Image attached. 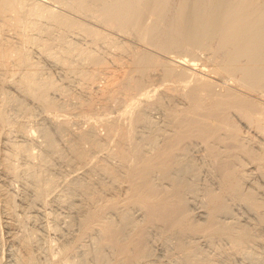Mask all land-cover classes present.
I'll use <instances>...</instances> for the list:
<instances>
[{
    "label": "bare ground",
    "instance_id": "bare-ground-1",
    "mask_svg": "<svg viewBox=\"0 0 264 264\" xmlns=\"http://www.w3.org/2000/svg\"><path fill=\"white\" fill-rule=\"evenodd\" d=\"M44 1L0 0V227L10 264H90L91 239L111 249V264H264V0H49L60 13ZM35 21L48 37L57 31L58 47L41 33L36 48L77 79L72 94L24 53ZM149 100L164 120L151 151L156 136L143 146L136 134ZM4 105L33 113L26 127L38 142L22 125L8 139ZM193 146L216 185L196 190L205 201L195 210L186 200L200 170ZM55 191L66 206L57 262L41 259L38 222L26 230L18 218L42 213ZM231 203L252 221L234 218ZM171 239L178 257L156 262L150 245Z\"/></svg>",
    "mask_w": 264,
    "mask_h": 264
},
{
    "label": "rangeland",
    "instance_id": "rangeland-1",
    "mask_svg": "<svg viewBox=\"0 0 264 264\" xmlns=\"http://www.w3.org/2000/svg\"><path fill=\"white\" fill-rule=\"evenodd\" d=\"M49 0H45L44 2L46 3H44L45 5H47V6H49V7H52L53 9H54V12H57V13H60V12H62L63 11V9H60V8H62V7H59L58 5H53L52 6V4H51V2L49 1ZM55 7V8H54ZM57 8V9H56ZM33 21V20H32ZM34 24H36V26H34V24H32L34 27L32 28H29V32H28V30L26 31V33L25 34H27L29 37L30 36H32V35H34V36H32V38H33V40L35 39V42H37V43H35L34 41H33V44H34V46H35V49L33 48L34 46H24V49H26V50H23L24 51V53L26 54V53H28L29 52V50L28 49H30V53L32 54H26L27 55V57L29 58V59H31L32 57V60H31V62H38V61H40V62H38V64H40L39 66H42L44 69L42 70L43 71V74H45V76L44 75H41L40 77H42V78H44V77H46V75H48V77L49 76H51L50 78H52V81L54 80V82L53 83H55L56 82V84H58V85H61L62 83V85L61 86H63V87H65L66 89H65V91H67L68 90V87H69V90L67 91V92H69V93H67V94H72L73 93V91L76 89V84H77V79L75 78L74 79V77L73 76H69V81L66 79V77H65V75H64V72L58 67V66H56V65H54V64H52V63H48V62H44L43 61V59L41 58V56H39V55H41V53L39 54V51H37L38 49V45H40L41 44V42L43 41V42H45V41H48V40H51V43L50 44H54V48H55V46L56 47H58L57 46V42L55 41L56 40V34L58 35V33H57V31H56V33H55V31L53 32V33H55V34H51L49 37L44 33V32H41L42 30H39L40 29V26H41V28L43 27V28H45V26L47 25V24H45V22H44V24H43V22L41 21V22H39V25H38V22H33ZM42 24V25H41ZM37 25L39 26V28L37 27ZM45 25V26H44ZM38 29H37V28ZM35 28L37 29V31H35ZM39 30V31H38ZM33 32V34H32V32ZM35 32H38L37 34L35 33ZM29 33L30 34H32V35H29ZM35 33V34H34ZM43 34V36H42V34ZM39 34V35H38ZM40 34H41V36H42V40H41V36H40ZM27 35H25L26 37H27ZM45 35V36H44ZM54 35V36H53ZM37 36V37H36ZM54 38H52V37ZM24 37V36H23ZM34 37H36V38H34ZM46 37H48V38H46ZM69 37H71V36H69ZM69 37H67L68 38V40L67 41H69L70 42V40L72 39V37L71 38H69ZM37 38H40L39 39V41H38V39ZM47 39V40H45V39ZM51 38V39H50ZM40 40H41V42H40ZM53 40V41H52ZM38 42H40V43H38ZM55 42H56V44H55ZM83 43H85V41L83 40L82 41ZM81 42V43H82ZM124 42V41H123ZM126 42V41H125ZM83 46V45H82ZM31 47V48H30ZM37 47V48H36ZM53 47V46H52ZM84 47V46H83ZM53 48V49H54ZM34 49V50H33ZM28 50V51H27ZM36 50V51H35ZM196 51V50H195ZM198 51V50H197ZM196 51V52H197ZM199 55H198V57L199 58H201V60H202V56H203V53H201L200 51H198L197 52ZM28 55H30V56H28ZM38 56V57H37ZM201 56V57H200ZM34 60V61H33ZM43 62V63H42ZM45 66V67H44ZM55 66V67H54ZM42 67H40L41 69H42ZM112 74V76L114 77L115 76V74H116V77H118L119 76V73L120 72H116L115 71V74H114V72H111ZM118 73V74H117ZM44 76V77H43ZM62 77V78H61ZM115 77V78H116ZM74 82H73V81ZM63 81H65V82H63ZM70 82V84H68V82ZM71 83H72V85H71ZM107 82L103 79V78H100L99 79V81H98V85H99V88H103L104 86H106L105 84H106ZM66 85V86H65ZM69 85V86H68ZM73 86V87H72ZM72 88V90H70L71 88ZM260 95H263V94H260ZM64 97V95L62 96V101H64V100H66L65 98H63ZM151 103V101L149 100V101H147V103H145V104H148V103ZM149 103V105L147 106V108L146 109H148L147 111H146V109H145V113H144V115H145V120H144V122H143V124L142 125H140L139 127H138V130H136L137 131V135H138V138H139V142L142 144L143 142V146H145V145H147V144H145L146 142L145 141H147L146 140V138L148 139V137H150L151 135L152 136H156V142L151 146H149V144L147 145V146H145L144 148H146L147 150H149V151H151V150H153L157 145H159L160 144V142H161V137H160V139H159V135H161L160 133L162 132V130H164V120H163V112L160 110V109H158L157 107H155L154 108V106H152V104H150ZM6 106H8V105H4V111L6 112L5 114H7L6 115V118H7V121L9 120V119H11V120H9L8 122H7V128L5 127L4 129H7V130H9L8 128H10L11 130H9L10 132H12L11 133V135L9 136V134H10V132H9V134H8V139L10 138V139H13V140H15V138H14V132H13V130H14V128L13 127H15L16 128V126L17 125H22V127H25V129L26 130H29L30 131V128H35V122H34V115H33V113L32 112H28V113H17V112H13L12 110H10L11 108L8 106V107H6ZM151 106H152V108H151ZM8 108V110L6 109V108ZM148 107H150V108H148ZM10 111V112H8V113H10V114H8L7 113V111ZM12 111V112H11ZM30 113H31V115H30ZM15 114V115H14ZM22 114V115H21ZM28 117H27V116ZM29 115H30V117H29ZM33 115V116H32ZM26 117V118H25ZM9 118V119H8ZM14 118H16V119H14ZM24 118H25V120H24ZM33 118V119H32ZM163 120V121H162ZM13 121V122H12ZM148 121V122H147ZM150 122V123H149ZM17 123V124H16ZM23 123V124H22ZM25 123V124H24ZM34 124V125H33ZM237 124L239 125H241V123L239 122V121H237ZM10 125V126H9ZM25 125V126H24ZM150 125V126H149ZM239 125V126H240ZM26 126H29V127H26ZM32 126V127H31ZM34 126V127H33ZM163 126V127H162ZM242 126V125H241ZM240 126V127H241ZM155 127V128H154ZM151 129H152V131H151ZM153 129H154V131H153ZM157 130V131H156ZM160 132H159V131ZM32 134H33V136H31L32 137V139H33V141H37L38 142V140H40V138L37 136L36 137V140H35V137L34 136H36V135H38L36 132H35V129L33 130V132H32V130L30 131ZM157 132V133H156ZM159 132V133H158ZM154 133H156V134H154ZM31 134V135H32ZM36 134V135H35ZM136 135V136H137ZM141 136V137H140ZM38 138V139H37ZM145 138V139H144ZM141 139V140H140ZM159 139V140H158ZM13 140H10L11 142H13ZM40 142V141H39ZM148 146H149V148H151V149H149L148 148ZM152 147H154V148H152ZM197 147V148H196ZM193 148H196L197 149V151H199L200 149H199V146H193L192 147V149L190 150V157H191V159H193V161H194V163L196 164V166L200 169L199 170V172H198V174H197V177H196V179L193 181V183H195V185H193V187L195 186V191L192 189V192H195V193H192V192H186V194H187V197H186V194H185V197H186V200H187V207L189 206L190 208H188V209H191V210H195V209H200L202 206H203V203H204V201H205V193H202V194H204V195H202L201 194V192H203L204 191V186L206 185V186H208L209 184V186L208 187H211V183L213 182V180L210 178V175H211V173H210V170H208V169H210L209 168V161H207V160H205V161H203L202 159H201V156H199L200 154H199V152H197L196 151V149H193ZM35 150V151H34ZM33 150V152H37V149H34ZM194 150V151H193ZM192 151V152H191ZM197 152V153H196ZM194 156H196V157H194ZM197 160V161H196ZM200 161H201V163H200ZM207 161V162H206ZM205 164V166H204V164ZM206 163H208L207 165H206ZM202 166H203V168H202ZM208 167V168H207ZM207 171L209 172V174L207 173ZM207 173V174H206ZM154 178V181L155 182H157V184H159V183H161V184H163L161 181H160V179L158 178V176L156 175H154L153 176ZM157 179H159V183H158V180ZM208 179V180H207ZM200 180V181H199ZM211 181V182H210ZM259 181V180H258ZM209 182V183H208ZM206 183V184H205ZM261 182H259V184H260ZM208 184V185H207ZM160 185V184H159ZM165 187L167 186L166 185V183L164 182V184H163ZM163 185H161V186H163ZM212 187L211 188H215L216 187V185L214 184V183H212ZM163 186V187H164ZM202 186H203V188H202ZM14 187V188H13ZM18 187H19V185L15 182V183H13V185H12V190H13V194H15V195H18L19 193H20V190L18 189ZM199 188V189H198ZM16 191H15V190ZM216 189V188H215ZM18 190H19V193H18ZM196 190H198V191H200V190H203V191H201V192H198L197 193V191ZM15 192V193H14ZM18 193V194H17ZM193 194V195H192ZM48 196V195H47ZM201 197V198H200ZM203 203H202V202ZM202 203V204H201ZM65 201H64V199H63V197H62V195H61V193H59L58 191H55V192H52V193H50V195L48 196V197H46V199H45V201H44V204H43V207H42V213H38V214H35L34 215V213L33 212H28V211H26V213H21V212H18V214H19V216H18V218L20 217V219L19 220H21V221H23L24 223V227H26L25 229L26 230H30V228L32 227L31 226V224L33 223V222H35L36 221V224H37V222H38V224H39V226L38 227H40L44 232H43V236H42V238L40 239V240H37V243L39 244V246L41 247V248H39V250H40V253H41V259H43V258H45V259H47V255H51V254H53V256H54V258L53 259H56L55 260V262H57V260H58V258L60 259L61 257H62V249L61 248H63V246H61V245H64V243H62L63 242V235H65L66 234V221H65V217L64 216H62V215H64V210H66L65 209ZM234 204V203H233ZM232 203H231V206H230V208H231V215H233V217H234V215H235V217L234 218H237L236 216H238V218L239 219H250L251 218V221H252V219H253V216L242 206V205H239V204H237V203H235L234 205H233ZM55 209V210H54ZM64 209V210H63ZM60 212V213H59ZM29 215H28V214ZM25 215V216H24ZM31 216H33V218L31 217ZM37 216V218H35ZM40 216V217H39ZM251 216V217H250ZM25 217H28L29 218V222H28V218H25ZM55 217V218H54ZM62 217H64V218H62ZM223 217V216H222ZM250 217V218H249ZM21 218H23V219H21ZM26 219V220H25ZM32 219H34L33 220V222H32ZM223 219H225L224 217H223ZM31 220V221H30ZM27 221V222H26ZM43 225V226H42ZM29 227V228H28ZM28 228V229H27ZM46 228V229H45ZM46 230V231H45ZM65 231V232H64ZM2 232V233H1ZM65 233V234H64ZM5 231H4V229L3 228H1L0 227V247H1V249H0V260H1V262H0V264H10V262L8 261V256H7V254H5L6 253V250H7V245L5 244ZM151 235H153V234H151ZM155 235V234H154ZM62 237V238H61ZM94 237V236H93ZM92 237V238H93ZM151 237H154V236H151ZM262 239H261V238ZM95 238V237H94ZM96 238H97V236H96ZM259 239H261V240H264V231H261L260 232V234H259ZM95 241H98L97 239H95ZM169 242L167 243V241H162V242H158V241H155V242H153L150 246H151V251H152V258L156 261V262H159V263H161V262H163L164 261V257H165V255L167 256H169V257H171L172 256V259L175 257V258H177L178 257V254H177V252H176V250L174 251V249H172L173 247H172V245H173V243H174V241L171 239V240H168ZM170 241H173V242H170ZM4 242V243H3ZM61 243V244H60ZM155 243V244H154ZM166 243V244H165ZM172 243V244H171ZM221 243H223V242H220V243H218V247H223V246H225V245H223L222 246V244ZM224 243H225V241H224ZM223 243V244H224ZM96 244H97V246H96ZM99 244V242H94V239H91V240H89V241H87L86 242V249H89L88 251H89V254H91L89 257H91L90 258V262L91 263H93V264H111L113 261H114V259H113V254H112V251H111V249H108V247H105V248H103V250H102V248H100V244ZM171 244V245H170ZM220 244H221V246H220ZM202 246H200V247H202L204 250H206V246L204 245V243H202L201 244ZM50 246V247H49ZM204 246V247H203ZM172 247V248H171ZM254 247V246H253ZM261 247V248H260ZM59 248V249H58ZM201 248V249H202ZM257 249H258V251H259V253H257V254H259V255H264V246H262V245H257V247H256ZM46 249V250H45ZM100 249V250H99ZM172 249V250H171ZM2 250V251H1ZM91 251V252H90ZM103 251V252H102ZM105 251V252H104ZM166 251V252H165ZM207 251H208V249H207ZM211 250H209V252H210ZM257 251V252H258ZM52 252V253H51ZM99 254H98V253ZM175 254H174V253ZM205 252V251H204ZM209 252H207V253H209ZM252 252H254V251H252ZM50 253V254H49ZM95 253V254H94ZM174 255H172V254ZM262 253V254H261ZM5 254V256H3ZM94 254V255H93ZM165 254V255H164ZM177 254V255H176ZM58 255H60V256H58ZM99 255H100V258H98L99 257ZM43 256V257H42ZM52 256V257H53ZM94 256V257H93ZM177 256V257H176ZM6 258H7V261H6ZM105 260H103V259ZM174 258V259H175ZM102 259V260H101ZM107 259V260H106ZM112 259H113V261H112ZM95 260V261H94ZM163 260V261H162ZM241 259H236L235 261H231V263L230 264H233V262H234V264L235 263H237V264H253V263H247V262H245V261H243V260H241ZM8 262V263H7ZM95 262V263H94ZM97 262V263H96ZM111 262V263H110ZM90 263V264H91ZM57 264H65L63 261H60V262H58Z\"/></svg>",
    "mask_w": 264,
    "mask_h": 264
}]
</instances>
